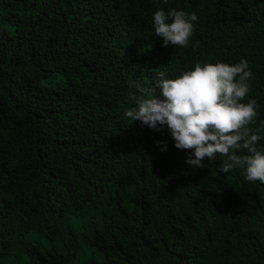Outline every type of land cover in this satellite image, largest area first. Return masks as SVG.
I'll use <instances>...</instances> for the list:
<instances>
[{
    "label": "trees",
    "instance_id": "16d2710c",
    "mask_svg": "<svg viewBox=\"0 0 264 264\" xmlns=\"http://www.w3.org/2000/svg\"><path fill=\"white\" fill-rule=\"evenodd\" d=\"M169 9L197 14L187 47L155 35ZM225 59L248 61L264 136V0H0V264H264V184L124 116L134 84Z\"/></svg>",
    "mask_w": 264,
    "mask_h": 264
},
{
    "label": "clouds",
    "instance_id": "9594fccd",
    "mask_svg": "<svg viewBox=\"0 0 264 264\" xmlns=\"http://www.w3.org/2000/svg\"><path fill=\"white\" fill-rule=\"evenodd\" d=\"M197 19L195 12L156 10L155 35L162 38L163 46L187 47ZM251 77L245 59L235 64L229 59L215 64L197 62L174 79L165 78L161 71L155 84L159 95H155V88L148 92L134 84L147 98L136 99V106L129 107L124 116L131 123L140 121L154 131H167L176 149L189 152L184 162L190 167L204 168L205 159L212 161L218 153L227 158L219 172L240 168L245 181L264 184V147L258 146L264 136L259 134L261 129L253 131L249 127L256 121L258 104L255 99L241 102L250 91ZM156 145L167 151L163 141H156ZM21 202L27 208V217L19 219V227L10 229L15 237L27 231L37 219V199ZM38 234L35 230L28 231L23 241L38 243L43 238ZM27 245L37 249L34 244Z\"/></svg>",
    "mask_w": 264,
    "mask_h": 264
},
{
    "label": "rangeland",
    "instance_id": "374dc122",
    "mask_svg": "<svg viewBox=\"0 0 264 264\" xmlns=\"http://www.w3.org/2000/svg\"><path fill=\"white\" fill-rule=\"evenodd\" d=\"M78 225V224H77ZM39 240L44 241V238H39ZM48 243V242H47ZM92 257V256H91Z\"/></svg>",
    "mask_w": 264,
    "mask_h": 264
}]
</instances>
